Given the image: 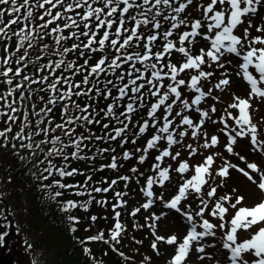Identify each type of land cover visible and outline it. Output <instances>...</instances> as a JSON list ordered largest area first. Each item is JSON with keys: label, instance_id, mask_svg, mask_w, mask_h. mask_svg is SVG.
Returning a JSON list of instances; mask_svg holds the SVG:
<instances>
[{"label": "snow or ice", "instance_id": "obj_1", "mask_svg": "<svg viewBox=\"0 0 264 264\" xmlns=\"http://www.w3.org/2000/svg\"><path fill=\"white\" fill-rule=\"evenodd\" d=\"M193 4L194 0H0V49L3 53L0 55V78H3L0 85L8 86L0 91V118H6L3 119L6 126L0 130V147L7 148L10 141H19V148L28 150L32 157L44 154V159L37 160L35 166L39 167L45 162L47 166L36 178L45 181L54 174L60 177L51 184H41V190H49L50 199L56 201L63 195L61 191L52 193V187L75 189L74 195L87 194L95 199L92 192L107 193L117 184V180H112L108 187L91 190L88 185V181L92 180L91 175L86 177L83 184L64 183L62 181L66 177L84 175L79 169L70 168L69 159H96L95 155H81L88 148L85 141L92 142L93 138L109 143L119 140L120 147H123L129 143V125L133 128L138 125L131 139L132 144H136L137 139L151 128L154 131L145 146L134 149V152L142 153L138 157L140 164L147 160L150 150L159 151L155 156L156 162L151 166L154 175L148 176L145 186L141 188L147 198L141 207L147 210L155 199H159L165 208L180 213L190 226L178 242L175 235L167 238L157 235L155 224H150L155 237L151 248L157 250L159 242L175 245L169 264H186L194 244L195 252L200 254H205L206 248H216L214 243L201 242L208 237L215 238L219 229L222 232L220 246L225 253V264H264V226H259L264 224V200L248 207L243 206V196H235L234 202L233 195L217 197L218 186H209L210 190L205 191L220 153L207 155L195 166H190L187 160L179 162L174 169L176 173L181 177L189 172L193 174L183 180L170 200L165 201L163 194L157 196L153 191L154 186L164 188L166 182L171 180L172 165L162 167V164L166 158L178 160L181 152L173 153L174 146L186 148L189 157H192L199 149H213L221 144L219 136L209 137L207 132L201 133L205 122L211 121L214 125H221L219 132L227 139L224 150L238 156L246 165L239 167L225 160L216 175L226 178L233 169L264 193V171L257 163L247 162L244 156L234 151L238 138L247 137L252 151L264 153V138H261L250 112L253 98L264 99V88L261 87L264 85V13L260 12L264 0H210L206 5L199 3L195 7L200 10L201 18L190 21L187 10ZM5 17L8 19L5 20ZM253 18L260 21L255 26L259 34L256 36L250 33ZM245 24L247 26L242 27ZM238 29L240 35L236 34ZM198 37L209 42L210 46L207 50L200 48L199 54H193L192 46ZM46 38L52 41L51 46L43 42ZM67 41H72L70 46H65ZM37 47L39 51L33 59L30 50ZM50 47V55L57 58L40 63L49 55ZM70 53H76L77 59H83V64H78L77 59L68 60ZM92 54L98 55L95 62L90 64ZM174 54L183 57V61L173 62ZM226 55L240 59L236 75L249 85L250 92L248 98L234 96L233 102L224 109L225 115L216 120L212 118L217 112L216 104H211L207 110L201 105L209 97L219 102L220 97L213 95V92L225 91L230 85L229 73H222L223 78L205 91L206 85L202 82L210 81L215 72L204 68L211 69L213 65L225 68L222 58ZM227 63L230 64L231 60ZM76 76L81 79L75 80ZM165 81L168 83L165 84ZM185 89L192 94L191 97L185 96ZM80 98H86L87 102L82 105ZM37 100L41 102L39 107ZM101 100L110 102L97 111L95 105ZM57 108L60 122L54 123V110ZM141 109L146 110L147 119H143L142 123L137 120L133 124L134 114L142 117ZM228 109L236 110L237 114ZM193 111L199 114L197 120L185 114ZM102 120L108 121L102 124L107 131L104 135H95L90 126L100 125ZM230 120L234 126L229 124ZM14 126H18V130L9 136ZM78 127L85 129L88 135L77 133ZM189 135L193 140L202 136L204 142L199 149L191 143L184 144V138ZM35 137H40V140L37 142ZM162 142L166 147L160 150ZM10 146L15 150V155L21 160L25 159L17 150L16 143ZM68 148L73 149L70 156L65 151ZM109 151L115 153L116 149H98L100 155ZM133 154L125 150L123 159L130 160ZM57 157L64 161L62 166L53 164V159ZM118 159L117 155H112L110 163L101 165L97 171L118 169L121 166ZM131 172L138 173L139 170L133 167ZM119 179L125 181L127 187V182L132 178L120 176ZM104 183L108 182L105 180ZM126 194L115 193L117 202L112 208L116 222L109 239L106 240L105 234L100 232L81 241L82 244L94 241L120 243L125 229L120 223L121 213L116 209L126 205V201L122 200ZM190 194L199 200L195 216L191 204L187 205L188 211H182V202ZM90 203L91 200L58 201L60 211L69 213L67 220L73 225L70 227L72 233L77 231L74 225L79 223V219L70 214L71 210L81 208L87 211ZM97 203L104 206L107 201ZM230 209L234 212L229 216ZM140 210L136 208L130 215L135 216ZM206 212L219 223L205 218ZM196 217L200 218L199 222ZM96 219V216L91 217L93 222ZM152 219L157 221L161 217L153 215ZM241 230L248 233V238H239ZM2 241L3 236L0 235ZM112 250L118 251L114 245ZM90 251L88 247L84 248L86 254H90ZM119 255L123 257L124 253L119 252ZM214 256L215 253H207L198 258L212 261ZM215 264H221V261L216 259Z\"/></svg>", "mask_w": 264, "mask_h": 264}, {"label": "trees", "instance_id": "obj_2", "mask_svg": "<svg viewBox=\"0 0 264 264\" xmlns=\"http://www.w3.org/2000/svg\"><path fill=\"white\" fill-rule=\"evenodd\" d=\"M8 18L5 17V20ZM15 29L16 26H13ZM67 34V33H66ZM44 43H49L52 45V41L46 38ZM13 45L15 43V38L13 40ZM72 41H67L65 46H70ZM2 52V49H0ZM39 48L30 50V55L34 59L38 54ZM51 47L49 49V55L45 57V60L40 61V63L47 62L48 59H56L57 57L50 55ZM2 55V54H0ZM98 54H92V60L89 63H94ZM68 60L77 59L76 53H70L67 57ZM83 59H77L78 64H83ZM127 67V66H125ZM2 69V68H1ZM3 79V78H2ZM1 79V80H2ZM80 76H76L75 80L79 81ZM4 90L8 86H2ZM33 87H36L33 85ZM40 95H45L40 93ZM47 98V97H46ZM75 99V97H74ZM79 102L83 105L87 102L86 98H80ZM110 101L101 100L95 105L97 111L100 108L105 107V105ZM38 107L41 105L39 100L36 101ZM124 103V102H121ZM141 111V110H140ZM143 114L137 116L134 114L133 124L137 123V120H143L146 118V110L141 111ZM55 120L54 123L60 122L59 109L54 110ZM103 113H101V117ZM101 117H97L100 119ZM3 119L0 118V130H3L6 126L3 123ZM107 120H102L100 125H91L92 131L95 135H104L107 130L102 128L103 123H107ZM19 122H17V125ZM118 126V125H117ZM129 125V131L127 133L129 137L128 145L131 146V139L133 138V132L131 131ZM18 130V126L13 127V133H9L12 136L15 131ZM77 133L83 132L84 135H88V132L83 128H77ZM58 134V133H57ZM38 142L40 137H35ZM28 141H25L27 143ZM68 140L65 138V143ZM137 142L141 143L140 139ZM11 143L17 144V150H19L20 155L24 156L25 159L21 160L19 156L15 155L10 146ZM19 141H10L9 147H0V194L4 196L8 203L12 213L16 216L18 225L26 233L28 241L30 242L31 255L34 257L35 264H121L119 262H126V264H133L134 259H143L138 251H133L136 245L139 243L136 241H141L146 245H149L150 240L143 238L141 232L145 231L147 227L144 224V218H142V209L135 216L130 215L131 212L123 208H117L116 211H120V217L123 218L126 224L125 234L121 239L119 244L115 242L105 243L104 241H94L82 244L81 241H86L88 237L97 235L100 232L105 234V239H109L111 229L113 228L115 220V212L113 211L112 205L117 202L115 200L116 192L125 193L127 190H134L137 187L135 182H127V187H125L126 182L120 180V176H131L128 173V168L133 163H125L124 167L120 166L116 170H111L109 168H104L103 171H97L103 164H108L111 161V156L114 154L109 151L100 155L98 149L100 148H115V153L119 155L124 152L127 148H132L126 146L120 147L119 140L105 142V141H95L93 138L92 142L85 141L88 144V148H85L81 155L91 157L96 156L95 160H73L69 159L68 164L70 168L72 166L78 167L80 172L84 175L77 174L75 178L78 180L79 184H83L88 175L92 176V180L88 181L89 190L95 187L105 188L108 187L112 180H117V184L112 187V189L107 192L100 193L92 192V196L95 199H91L87 194L83 196L74 195L75 189H59L57 187H52L50 191L55 193L56 191L63 192V195L57 198L56 201L49 198V190H41V184H51L53 180L60 179L59 176L53 175L49 180L41 181L36 177L41 176V170L47 166V162L40 164L39 167L35 166L37 160H43L44 154L39 153L37 157H32L31 153L26 149L19 148ZM142 145V144H141ZM67 154H71L72 148L65 150ZM106 160V161H105ZM53 164L62 166L64 161L62 158L53 159ZM47 175V173H43ZM107 175V176H106ZM137 175V174H135ZM106 178L110 179L109 183H104ZM139 178H144V175L139 176ZM68 179L64 178L62 182L68 183ZM107 181V180H106ZM117 199V198H116ZM67 200H75L77 202H83L91 200L88 206V210L84 211L81 208L71 210V215L78 217L79 223L74 225L77 228L75 233L70 231L71 225L67 216L69 213L60 211L58 201L64 202ZM107 201L105 206H101L97 201ZM136 209V208H135ZM144 215V214H143ZM92 216H96L95 222L91 220ZM138 218L141 219V224H136ZM115 246L118 251H113L110 245ZM88 247L91 251L90 254L84 252V248ZM123 252L125 255L129 256L128 259L123 257H118L117 253ZM125 259V260H124ZM123 264V263H122Z\"/></svg>", "mask_w": 264, "mask_h": 264}, {"label": "rangeland", "instance_id": "obj_3", "mask_svg": "<svg viewBox=\"0 0 264 264\" xmlns=\"http://www.w3.org/2000/svg\"><path fill=\"white\" fill-rule=\"evenodd\" d=\"M210 2V0H194V4L189 7L188 11V19L191 21L194 18H201V12L200 10H197L195 7L196 4L203 3L207 4ZM261 13H264V7L260 9ZM253 23V28L250 29V33L252 36L259 35L255 31V26L260 23L259 18H253L252 20ZM247 26L245 24L242 27ZM165 28H167V25H165ZM182 30H187L183 29ZM237 35L241 34V31L238 29L236 32ZM209 42L204 41L202 37H198L196 43L192 46V52L193 54H199V49L204 48L207 50L209 48ZM0 54H3L0 51ZM177 60H180L181 62L183 61V57L179 56V54H174L172 57V61L176 62ZM223 62H225V68L220 69L217 68L215 65L211 69L207 68L205 66L204 70L206 71H214L215 75L210 78V81H205L202 82L206 85L205 91H207L208 87H211L214 85L216 82H218V79L223 78L222 73L227 71L229 73V79H230V85L225 89L223 92H219L218 90H214L213 95L219 96L220 100L217 103L216 101L212 100L211 97L207 98V100L202 103L201 107L204 109H208L211 104L215 103L217 107V112L213 114L212 118L219 120V118L222 115H225L224 109L227 108V106L233 102V97L237 96L240 98H248L249 92H250V87L249 85L242 79V77L237 76L236 72L238 71V65L241 63L239 58H236L235 56H229L226 55L224 58H222ZM228 60H231V63H227ZM0 70H2L0 68ZM2 78H0L1 80ZM168 81H165V84H167ZM3 85H0V91H3ZM262 88H264V85H261ZM185 96L186 97H191L192 94L187 92L185 89ZM151 99V98H149ZM252 108L250 109L251 112V117L252 121L254 124L257 125L258 129L260 130V136L261 138H264V99H256L253 98L251 101ZM143 111V109H141ZM228 111H232L234 115H236V110L233 109H228ZM187 115H190L193 120H197L198 118V113L192 112V113H185ZM147 119V116L146 118ZM143 120H140V123H142ZM179 122V118H177V123ZM135 124V123H134ZM229 124L234 126L233 121H229ZM221 125L219 124H212L211 121H206L204 128L201 129V133L207 132L208 136L211 137L212 135H217L220 137L221 144L216 146L213 149H199V145L202 144L203 138L198 137L197 139L193 140L191 136L189 135L188 137L184 138V144L191 143L193 147H197L199 151L195 156L189 157V150L186 148L181 147L180 145L174 146L172 151L175 153L176 151H180L181 155L178 158L177 161H172L170 158H166L164 163L162 164V167H167L168 164L172 165L173 171L170 173L171 175V180L166 182L164 188H160L158 186H154L153 191L156 193L157 196L163 194L164 200L168 201L171 199L173 195H175L178 191V187L180 186L181 183H183L184 179H187L192 175V172L184 174L183 177H181L180 174L176 173L174 169L178 166L179 162L187 160L190 166H195L198 163H201L204 159L209 154L213 153H220L219 156L216 157V162L213 165V170H212V177L209 178V184L205 185V191L210 190L209 186L217 187V197L223 196L225 194L233 195V202L235 199V196H243L244 197V204L243 206H248L252 207L256 203L264 200V193L260 192L259 189H257L255 184H252L249 182L242 174L239 172L230 169V174L226 178H221L216 175V171L220 167L223 166L224 161L227 160L232 164H238L239 167H246L245 162L239 160L238 156H233L227 153L224 150L223 145L227 142L226 137L219 132V128ZM138 128V125H137ZM137 128H133V126H130L131 131L134 133L137 131ZM153 129H149L147 133H145L143 136L139 137L141 143L136 141V144H131L126 146L132 147V148H127L126 150L133 152V158L130 160H124L123 159V152L117 155L114 153L113 155H117L119 157L118 159V164H120L122 167H124L125 163H133V165H130V167H125L128 168V173H131V180L130 182H135L137 187H135L134 190L130 191L127 190L126 195L122 196V200L126 201V205L123 207V209L127 210L128 212H132L135 208H142L141 205L147 201V198L143 195L141 192V188H143L146 184V178L150 175H154V173L151 170V166L153 163H155V156L159 154V151L154 149L150 150L148 153V158L147 160L143 163L140 164L138 163V157L142 153H136L134 152V149L137 147H140L141 149L145 146L146 140L150 138ZM142 144V145H141ZM163 147H166V144L162 142L161 146H159L160 150H162ZM234 151L239 153V155L244 156L247 160V162H254L257 163L262 171H264V153L260 152H255L251 150V145H250V139L245 137V138H238L237 144L234 146ZM106 161V160H105ZM136 167L139 172L138 173H133L131 172V168ZM72 168H78L75 165L72 166ZM139 173H143L144 178H139ZM137 174V175H135ZM107 176V175H106ZM138 179V182H137ZM107 182H110L109 178H106ZM68 183L71 184H76L79 183L78 180L75 177H71L68 179ZM111 183V182H110ZM233 189L236 190L235 193H233ZM101 196H103L100 193ZM216 198L214 197L213 200ZM112 200L111 203L113 201ZM191 204L192 208L191 211L193 215L195 216V211L198 210V205H199V200L194 194H190L189 198L182 202V211H188L189 209L187 208V205ZM105 206V205H104ZM211 204L209 205V208H211ZM120 212V211H119ZM234 210L230 209L229 216L232 215ZM144 214V215H143ZM163 214V215H162ZM160 216L161 219L154 221L152 219V216ZM142 218H144V224L147 227V229L143 232H141V235H143V238L150 240L149 245H146L144 243H139V246H135L133 251H138L141 257L143 259H134L133 264H169V261L172 258V255L174 253L175 245H167L163 242L158 243V248L157 250H153L151 248V244L154 241L155 237L152 234V229L149 227L150 224H155V231L157 235L165 236L166 238L175 235L178 239V242L183 239V237L186 235L187 231L189 230V225L186 221V219L180 214L176 213L175 210H170L167 209L163 206V203L159 199H155L154 203L151 208L145 210L142 209ZM205 218L210 219L211 222L213 223H219L218 220L208 216V213H205ZM227 218V217H226ZM200 218L196 217V221L199 222ZM141 219L138 218V221L136 224H141ZM120 223L124 227V231L121 234L120 239L125 235L126 231V224L123 220L122 217H120ZM115 224V221H114ZM259 226H264V224L259 225ZM258 226V227H259ZM114 227V225H113ZM113 229V228H112ZM111 229V230H112ZM200 230V229H198ZM222 235V232L217 229V235L215 238L213 237H208L205 238L204 241L201 243L208 244V243H214L216 244V248H206V253H215L214 259L212 261H201L199 260L200 255H205V254H200L195 252V247L196 245L194 244L193 246V251L190 253L186 264H215V260L219 259L221 261V264H225L224 262V250L221 248V242H220V237ZM238 236L241 240L248 238V233L244 232L241 230L238 233ZM110 245V244H109ZM112 247V245H110ZM117 252V251H116ZM118 257H122L117 253ZM129 256L125 255L123 258H128ZM148 259H145V258ZM125 260V259H124ZM126 264V262H119ZM23 264H29V262H26V260L23 262Z\"/></svg>", "mask_w": 264, "mask_h": 264}, {"label": "flooded vegetation", "instance_id": "obj_4", "mask_svg": "<svg viewBox=\"0 0 264 264\" xmlns=\"http://www.w3.org/2000/svg\"><path fill=\"white\" fill-rule=\"evenodd\" d=\"M7 199L0 194V235L3 236V241L0 242V254L11 256L16 264L29 262L34 263V257L31 255L30 242L26 233L18 225L16 216L12 213ZM14 225V232L6 240V235L10 231L11 225ZM6 233V235H5Z\"/></svg>", "mask_w": 264, "mask_h": 264}, {"label": "water", "instance_id": "obj_5", "mask_svg": "<svg viewBox=\"0 0 264 264\" xmlns=\"http://www.w3.org/2000/svg\"><path fill=\"white\" fill-rule=\"evenodd\" d=\"M13 234V226L11 227L10 232L6 236V240H8L9 236ZM0 264H16L13 261V258L10 256H6L5 254H0Z\"/></svg>", "mask_w": 264, "mask_h": 264}]
</instances>
